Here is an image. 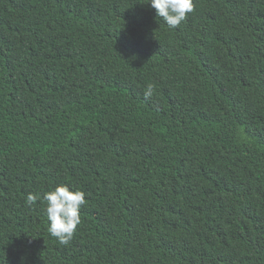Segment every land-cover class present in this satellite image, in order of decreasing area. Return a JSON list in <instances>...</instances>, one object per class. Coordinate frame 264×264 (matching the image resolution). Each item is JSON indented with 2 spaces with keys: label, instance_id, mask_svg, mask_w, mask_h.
<instances>
[{
  "label": "trees",
  "instance_id": "16d2710c",
  "mask_svg": "<svg viewBox=\"0 0 264 264\" xmlns=\"http://www.w3.org/2000/svg\"><path fill=\"white\" fill-rule=\"evenodd\" d=\"M192 3L0 0V264H264V0Z\"/></svg>",
  "mask_w": 264,
  "mask_h": 264
},
{
  "label": "clouds",
  "instance_id": "9594fccd",
  "mask_svg": "<svg viewBox=\"0 0 264 264\" xmlns=\"http://www.w3.org/2000/svg\"><path fill=\"white\" fill-rule=\"evenodd\" d=\"M147 4L170 29H176L186 19L187 14L193 11L192 0H147ZM152 94L153 86L149 84L144 91L145 99ZM37 199V195L29 193L25 203L31 207L37 203ZM42 200L46 203L48 233L59 244L68 245L81 223L80 212L86 202L85 193L70 190L67 185H58L54 190L45 192Z\"/></svg>",
  "mask_w": 264,
  "mask_h": 264
}]
</instances>
